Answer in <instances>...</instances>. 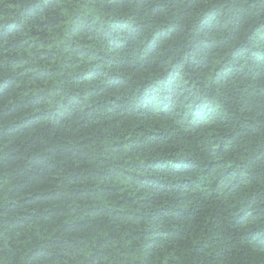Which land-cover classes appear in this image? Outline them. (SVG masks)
Listing matches in <instances>:
<instances>
[{"label":"clouds","instance_id":"1","mask_svg":"<svg viewBox=\"0 0 264 264\" xmlns=\"http://www.w3.org/2000/svg\"><path fill=\"white\" fill-rule=\"evenodd\" d=\"M14 22L0 264H264V0H21Z\"/></svg>","mask_w":264,"mask_h":264},{"label":"trees","instance_id":"2","mask_svg":"<svg viewBox=\"0 0 264 264\" xmlns=\"http://www.w3.org/2000/svg\"><path fill=\"white\" fill-rule=\"evenodd\" d=\"M21 2V0H0V42H2L4 39L12 36L13 34L17 33L21 25L19 23L14 22V14L18 11V4ZM25 15H27V12H25ZM34 43V41H29L28 45H24L25 49L29 48V45ZM46 46L50 47L51 42H44ZM5 48H12L17 50L18 54L11 57L6 63L8 67L15 68L17 65H19L24 59L29 57V52H20V41L12 40L8 45L5 46ZM43 48H41V53H38L36 58L39 59V55L43 53ZM78 54L80 55H87V49L81 50ZM27 67V66H25ZM53 71L52 69H49V72ZM91 75L95 76L96 72L92 71L90 73ZM27 75L30 77L33 74L27 73ZM35 75H40V73H36ZM13 86H19V78L9 74L7 77H4L2 75V71H0V93H7V91L12 88ZM32 87H37V95L41 96L43 98L44 92L43 89L38 88L37 85L34 83L31 84ZM55 86V85H54ZM159 178L155 176H144L141 177V183H146V185L149 187L150 191H159L160 188L156 185H154V181H157ZM160 184H163V181H159ZM183 183V182H182ZM164 191H167V188L163 189ZM39 200H34L33 197H26V200L32 201L34 203L39 204L41 201H44L46 204L51 202L50 194H38ZM48 197V199H46ZM128 200L131 201L132 197L129 196ZM150 201L146 199H142L140 201L141 204L146 205ZM259 200H257V203ZM123 201H121V206H123ZM56 210H41V211H32L30 213H27V219L24 221L25 224H28L31 226V223H37L39 224L41 221H47L54 218ZM164 213V210H161L159 214H157V218L162 216ZM140 213H136L135 217L136 219L140 218ZM255 215V213H254ZM66 227H68L66 225ZM264 228V226H261ZM163 233V230H162ZM98 247H100L98 245ZM107 255V252L101 248V250H98L95 252L92 257L87 261V264H92L93 261H102L103 258Z\"/></svg>","mask_w":264,"mask_h":264}]
</instances>
